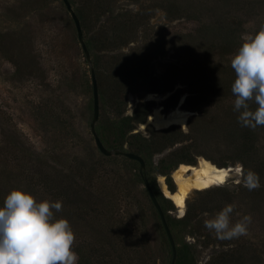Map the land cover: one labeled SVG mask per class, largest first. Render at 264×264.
<instances>
[{"label": "rangeland", "instance_id": "374dc122", "mask_svg": "<svg viewBox=\"0 0 264 264\" xmlns=\"http://www.w3.org/2000/svg\"><path fill=\"white\" fill-rule=\"evenodd\" d=\"M217 1L116 0V13H129L134 23L138 15L140 25L159 31L165 39V51L151 61L153 76L139 80L126 94L123 116H133L144 102H151L150 111L160 107L163 113L177 105L188 116L180 128L185 133L192 128L190 137L161 153L140 154L170 221L186 211L183 215L174 203L163 201L159 179L177 189L173 170L165 168L170 161L163 160L183 147L189 150L172 162L175 167L179 158L197 162L200 157L207 171L220 169L228 175L224 187L192 190L187 205H200L206 219L220 203H234L236 212L252 215L247 236L233 240L214 236L216 241L208 245L199 237L197 264H208L230 248L240 252V258L230 264H264V127L253 130L238 122L231 92L235 53L221 57L215 49V63L204 71H199L201 66H185L196 64L213 41L212 28L219 18L214 5L222 8L220 15L228 27L239 28L242 39L264 25V0ZM141 30L138 37L152 33ZM172 67L179 69V75L169 83L167 71ZM92 116L90 64L62 0H0V206L15 188L31 192L38 200L62 201V211L55 215L68 219L75 231L78 264H170V244L144 188L139 163L102 155L90 131ZM147 121H132V131L124 133L114 109L100 95L96 130L107 149L132 152L131 144L139 142L131 134L149 137L150 130L157 131ZM252 144L254 149L246 153ZM238 161L259 174L257 196L251 191L237 195L238 187H244L230 171ZM222 190L237 196L230 198ZM236 219L233 214V222ZM170 229L177 249L184 242L195 243L189 229L173 225Z\"/></svg>", "mask_w": 264, "mask_h": 264}, {"label": "trees", "instance_id": "16d2710c", "mask_svg": "<svg viewBox=\"0 0 264 264\" xmlns=\"http://www.w3.org/2000/svg\"><path fill=\"white\" fill-rule=\"evenodd\" d=\"M69 1L72 6H76L74 11L80 20L84 36H86V45L91 56H93L91 65L93 66L97 76L99 96L102 95L114 109L117 118L121 121L120 130L124 131V133L131 132L132 126H130V123L132 121L137 120L141 124H144L147 121L146 118L150 114L149 111L151 102L141 103L134 111L133 116L124 117L123 107L126 103V94L132 91V87L138 84L139 80L151 78V76H153L154 73L151 61L155 56L162 55L165 51V39L159 31L140 25L138 15L134 16L136 22L134 23L128 19L129 13H116L114 9V3L116 0ZM221 1L223 0H218L217 3H220ZM221 9L222 8H220V6H213V12H215L217 18L218 16L219 18L216 20V23L212 28V43L206 46L202 56H198L199 61L196 64L187 62L185 63V66H201L203 68L198 70L204 71L206 66L214 65L215 58L213 56V51L215 49L219 50L220 56L223 57L224 55H229L232 52L236 53L238 48L241 46L243 41L240 36L239 28H233L232 25H229L228 27L226 25L225 19L222 15H220ZM145 28L152 31L150 36L147 35L144 37H138L140 29L143 30ZM142 30L141 32H144ZM132 43L135 44L131 45ZM218 62L219 64L223 63V61ZM178 70L179 69L177 67L168 69L167 74L170 76L168 80L169 83L178 77ZM231 70L233 71L232 68ZM169 89H171V86L168 87V90ZM192 133H194L192 128H190L188 133H185L180 127L173 126L163 130H150L149 137H144L140 134H131V137L135 139L137 143L139 142L137 145L131 144V148H133L132 152L138 155L141 154L142 156H151L154 153H161L167 148L174 146L175 143L181 142L180 139L190 137ZM253 145L254 144H252V146L245 152L248 153L252 151L254 149ZM188 150L189 147H183L179 150L172 151L167 156V159L163 160V163L170 161V164L165 165V168L170 170L169 172L172 170L174 171L177 168L175 167L177 163L176 165H173L172 162L180 157L181 154L187 153ZM181 159L182 158H179L178 160L180 161L179 165L196 164L192 158L187 160ZM242 164L244 169L247 170V165L244 162H242ZM165 174H167V172ZM168 188L171 191L175 190L170 186ZM238 188L240 191L237 195L248 191L246 188ZM222 192L226 196H230V198L237 196L234 195L236 193H230L226 190H222ZM251 192H256L253 196L258 195V191L256 190ZM207 194H212V191ZM163 197L165 196L163 195ZM163 201L170 205L173 204V202L166 197L163 198ZM223 207L224 205L220 203L215 208L210 209L208 211L210 218L222 210ZM163 212L169 227L170 225L175 227L183 226L186 230L189 229L187 232L189 233L188 235L195 239V243L184 242L183 245L177 249V259L175 264H197L196 254L198 250L196 242L199 241V237L204 238V245H208L209 243L216 241L213 238L214 234L208 232L204 226V220L206 217L202 215L203 211L201 210V206L195 202L189 203L186 206L185 215L181 218L173 219V222L172 220L170 221V217L164 210ZM202 225L204 227H202ZM238 258H240V252H235L234 248H230V250H223L217 257L210 259L208 264H230L231 261Z\"/></svg>", "mask_w": 264, "mask_h": 264}, {"label": "clouds", "instance_id": "9594fccd", "mask_svg": "<svg viewBox=\"0 0 264 264\" xmlns=\"http://www.w3.org/2000/svg\"><path fill=\"white\" fill-rule=\"evenodd\" d=\"M242 41L231 59L235 74L231 92L238 122L255 130L264 127V25L254 34L242 35ZM234 172L239 177L236 183L248 191L261 187L259 174L245 170L239 161ZM215 186L226 184L217 180ZM62 207L60 200H38L23 188L11 190L0 206V264H78L75 231L68 219L55 215ZM233 214L238 217L235 222ZM252 221L250 213L242 215L229 203L205 219L204 226L219 240H233L247 236Z\"/></svg>", "mask_w": 264, "mask_h": 264}, {"label": "bare ground", "instance_id": "6f19581e", "mask_svg": "<svg viewBox=\"0 0 264 264\" xmlns=\"http://www.w3.org/2000/svg\"><path fill=\"white\" fill-rule=\"evenodd\" d=\"M187 114L183 113L179 108H173L168 114L162 112L160 107L153 110V113L148 118V125L153 126L156 130L168 129L173 126L184 127L187 122ZM205 162L203 158L199 159L198 166L180 165L173 173V179L177 185L176 192L173 194L168 190L163 178L159 179V185L162 194L173 201L175 206L183 211L186 209V200L190 197L192 190H206L215 185L217 177L224 174V182L228 175L224 170L217 169L215 172L207 171L204 168ZM191 171L190 174L187 172ZM207 184L208 187H203ZM185 208V209H184ZM184 209V210H181Z\"/></svg>", "mask_w": 264, "mask_h": 264}, {"label": "water", "instance_id": "95a60500", "mask_svg": "<svg viewBox=\"0 0 264 264\" xmlns=\"http://www.w3.org/2000/svg\"><path fill=\"white\" fill-rule=\"evenodd\" d=\"M62 2H63L67 12L70 14V16H71V18H72V20L74 22L76 33H77L78 42H79V44H80V46L82 48V51H83V53L85 55V58H86L87 62L90 64L92 96H93V116H92V120H91V124H90V131H91V134L93 136L95 146H96L97 150L102 155H104L106 157L123 156V157L129 158L130 160H133V161H136V162L139 163V165H140L139 173L141 175L144 188L147 191L148 196L150 198V201L152 202L154 208L157 210V212L159 214L162 226L164 228V231L166 233L167 239H168L169 244H170L171 255H172L170 264H175L176 263V259H177V246H176L173 234L171 232V229H170V227H169V225L167 223L165 214H164V212H163V210L161 208V205H160V203H159V201H158V199H157V197H156V195H155V193H154V191H153V189L151 187L149 179L147 177L145 160L143 159V157H141L140 155L135 154L133 152L121 151L119 149H112V150L107 149L104 146V144L102 143V141H101V139H100V137H99V135L97 133L96 124H97V122L99 120V117H100V96H99V90H98L97 76H96V73H95V70H94L93 66L91 65V54H90V51H89V49H88V47L86 45V42H85L84 32H83V29L81 27L80 20H79L78 16L76 15V13H75L70 1L69 0H62ZM176 106L173 107V108H176ZM153 110H154V108L151 110L150 114L153 113ZM163 110H164V108H163ZM170 110L164 111V113L168 114L170 112ZM150 114L147 116V118L150 116ZM147 118H146V120H147ZM199 158L200 157H198L196 164L195 165H191V166H198L199 165V162H198ZM180 165H178V167ZM231 168H232V170L230 171V174L232 175L234 173V167H231ZM170 192H172L174 194L176 192V188H175L174 191L170 190ZM185 211H186V209L183 211V215H184Z\"/></svg>", "mask_w": 264, "mask_h": 264}, {"label": "snow or ice", "instance_id": "6c2138e0", "mask_svg": "<svg viewBox=\"0 0 264 264\" xmlns=\"http://www.w3.org/2000/svg\"><path fill=\"white\" fill-rule=\"evenodd\" d=\"M223 179H224L223 176H218V177H217V180L220 181V182H223ZM203 187H208V185L205 184V185H203Z\"/></svg>", "mask_w": 264, "mask_h": 264}]
</instances>
